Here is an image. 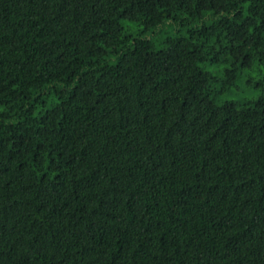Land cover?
Returning <instances> with one entry per match:
<instances>
[{"label": "trees", "instance_id": "trees-1", "mask_svg": "<svg viewBox=\"0 0 264 264\" xmlns=\"http://www.w3.org/2000/svg\"><path fill=\"white\" fill-rule=\"evenodd\" d=\"M0 264H264V0H0Z\"/></svg>", "mask_w": 264, "mask_h": 264}, {"label": "rangeland", "instance_id": "rangeland-1", "mask_svg": "<svg viewBox=\"0 0 264 264\" xmlns=\"http://www.w3.org/2000/svg\"><path fill=\"white\" fill-rule=\"evenodd\" d=\"M122 25L126 30L128 35H139L140 26L139 23L133 21H123ZM171 31V27L166 24L163 27L155 28L149 32H143L146 36H151L155 42L162 41L165 36ZM114 57H109L107 62H113ZM204 68L208 70L217 82L213 84V88H219L222 85L223 71L225 69V64L220 63L216 65H205ZM259 70L260 67L254 64L249 70H241L237 76L236 81L227 86L223 90V95L221 100H241L244 98L254 97L257 94V89L255 88L256 82L259 80Z\"/></svg>", "mask_w": 264, "mask_h": 264}]
</instances>
